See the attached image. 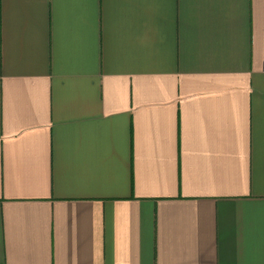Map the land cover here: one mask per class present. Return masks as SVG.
Returning <instances> with one entry per match:
<instances>
[{
    "label": "crops",
    "instance_id": "0c3cea01",
    "mask_svg": "<svg viewBox=\"0 0 264 264\" xmlns=\"http://www.w3.org/2000/svg\"><path fill=\"white\" fill-rule=\"evenodd\" d=\"M0 264H264V0H0Z\"/></svg>",
    "mask_w": 264,
    "mask_h": 264
}]
</instances>
